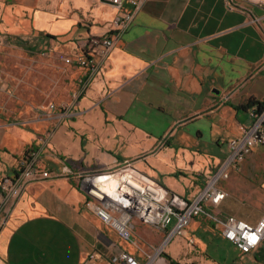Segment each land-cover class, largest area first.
I'll return each instance as SVG.
<instances>
[{"label": "crops", "instance_id": "0c3cea01", "mask_svg": "<svg viewBox=\"0 0 264 264\" xmlns=\"http://www.w3.org/2000/svg\"><path fill=\"white\" fill-rule=\"evenodd\" d=\"M263 3L146 0L77 98L0 106V183L18 177L31 149L50 173L0 207V264H120L121 249L142 258L91 210L64 166L101 170L128 160L168 191L195 196L226 158L227 141L250 125L253 106L242 105L253 99L264 107ZM118 12L109 0L0 2L9 35L54 45L60 61L86 38L106 34ZM74 68L79 90L86 71ZM218 186L226 195L210 210L258 224L264 147L255 146ZM187 233L195 245L180 238L185 264H264V239L241 253L204 214Z\"/></svg>", "mask_w": 264, "mask_h": 264}, {"label": "built area", "instance_id": "2783aa9c", "mask_svg": "<svg viewBox=\"0 0 264 264\" xmlns=\"http://www.w3.org/2000/svg\"><path fill=\"white\" fill-rule=\"evenodd\" d=\"M119 12L113 18L110 28L104 35L91 36L80 44L73 54L63 56L62 62L68 66L86 71V80L75 98L83 92L89 82L104 68L115 40L132 21L136 10L146 0H109ZM264 6V3H263ZM91 46H86V43ZM48 108H56L55 103ZM250 125L239 137L227 141L229 152L221 164L205 179L200 191L187 198L168 191L162 184L148 176L133 163L126 160L121 164L101 170L72 171L67 165L64 169L72 173L77 186L87 195L91 210L108 226L112 227L123 241L133 243L132 231L136 223L147 224L162 229L166 236L165 245L173 237L186 236L190 246L195 245V236L187 233L191 221L202 214L215 222L221 235L241 253L250 252L264 239V214L258 224H251L235 216L220 217L215 209L225 197L226 192L218 186L221 179L229 176V170L237 167L255 146L264 147V107L253 106L248 109ZM39 150L31 149L19 160L20 172L15 180L4 179L0 183V207L19 194L31 180L45 178L49 172L41 166ZM123 188H134L137 202L122 205L118 201V192ZM173 222V223H172ZM172 223V225H171ZM153 255L144 252L137 258L131 252L121 249L118 253L120 264H170L162 250Z\"/></svg>", "mask_w": 264, "mask_h": 264}, {"label": "rangeland", "instance_id": "374dc122", "mask_svg": "<svg viewBox=\"0 0 264 264\" xmlns=\"http://www.w3.org/2000/svg\"><path fill=\"white\" fill-rule=\"evenodd\" d=\"M3 23L7 26L0 17V106L11 109L58 102L64 97L72 100L78 92V73L74 66L59 60L54 45L49 48L32 36L9 35ZM165 236L158 227L136 223L132 231L135 244L131 243V250L144 256V252L153 255L164 247L162 253H167L177 264H185L186 249L181 237H173L165 245Z\"/></svg>", "mask_w": 264, "mask_h": 264}, {"label": "bare ground", "instance_id": "6f19581e", "mask_svg": "<svg viewBox=\"0 0 264 264\" xmlns=\"http://www.w3.org/2000/svg\"><path fill=\"white\" fill-rule=\"evenodd\" d=\"M118 201L122 205H130L137 202V192L134 188H123L118 192Z\"/></svg>", "mask_w": 264, "mask_h": 264}, {"label": "trees", "instance_id": "16d2710c", "mask_svg": "<svg viewBox=\"0 0 264 264\" xmlns=\"http://www.w3.org/2000/svg\"><path fill=\"white\" fill-rule=\"evenodd\" d=\"M45 36H46V37H49V38H50V37H51V38H54V37H55V36H53V35H51V34H45ZM256 104H258V105H257L258 108H262V107H263L262 103L257 102V101H255V100H253V99L248 100L245 104L242 105V107H243V108H247V107H250V106H255ZM163 255H164L166 258H168V259L170 260V264H177V262L174 261V260H172L171 257H170L167 253H164V252H163Z\"/></svg>", "mask_w": 264, "mask_h": 264}]
</instances>
